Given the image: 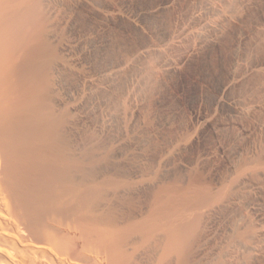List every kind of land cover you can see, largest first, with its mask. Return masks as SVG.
Masks as SVG:
<instances>
[{
    "label": "bare ground",
    "instance_id": "6f19581e",
    "mask_svg": "<svg viewBox=\"0 0 264 264\" xmlns=\"http://www.w3.org/2000/svg\"><path fill=\"white\" fill-rule=\"evenodd\" d=\"M123 1L0 0V264H264V0ZM233 26L185 120L171 76Z\"/></svg>",
    "mask_w": 264,
    "mask_h": 264
},
{
    "label": "rangeland",
    "instance_id": "374dc122",
    "mask_svg": "<svg viewBox=\"0 0 264 264\" xmlns=\"http://www.w3.org/2000/svg\"><path fill=\"white\" fill-rule=\"evenodd\" d=\"M129 1L127 2L129 5L130 4L134 5L133 8H136L135 6L138 5L137 6V8H138V7L147 6V5L154 3L158 0H129ZM117 2L119 4L124 3L123 0H120V1L117 0ZM130 7H132V6L130 5ZM261 7H260L261 10L259 9L260 11L257 9H253V11L250 13V15L245 19V22H244L245 25L250 26V24H251L250 22H252L254 20V18L256 19L257 15H259L263 11L264 6L262 5ZM84 11L85 10H83V13L81 14L82 16L79 17L78 22H76L77 28L80 29V27H81L82 28L81 30H83L84 28L92 27L95 24V22L97 21L96 18H95L96 19V21H95V19L90 20V19H87L85 16H83ZM258 12H260V13L258 14ZM150 19L151 18H148V21H152V22L157 21V18L152 17V20H150ZM122 21H125V22H122ZM122 21H121V24L124 27L129 26L128 20H122ZM237 26H239V25L237 24ZM237 26H235V28H237ZM232 30H233V31H231L232 34L230 33V36L228 35L227 38L223 41L224 45L222 44L220 47H217V49L211 48V51L209 50V51L205 52L203 55H201L200 57H197L196 59H194V61H192L190 64H188L186 66V68L184 69L183 79H179L177 76H175L177 78H175L173 76L174 79H172V76H171L172 81L170 79V87L168 88L169 90L167 92L168 93V99L170 102L168 105L172 106V105L176 104L175 106L179 107L180 112L182 111L181 113L183 114L185 120L186 119L189 120L190 115H191V110L194 107L197 110H200V109L204 110V108H207L210 105L209 103H211L213 96H215L218 84L220 83V81L222 79H224V77L228 73V71H227L229 69L228 66L230 65V62H231L230 58H232L231 57L232 50H231L230 44H231L232 38L235 35L233 33L234 32V26H233ZM136 37H138V35L136 33L133 35V33H132V36H130L131 39L129 38V40L133 41V40L139 38V37L138 38H136ZM96 53L97 52H95L94 55H90V57L91 58H94V57L97 58L98 56L96 55ZM261 53L264 54L263 51ZM262 54H260V55L262 56ZM203 99H204V101H203ZM165 108L163 109V111L161 110L162 111L161 113H164L168 109V107H165ZM202 110H200V111H202ZM199 131H200V142H196V144L194 146H192V148L189 151H187L188 153L184 155V156L187 155L186 156L187 158H192L198 152L205 150L206 147H210V145L212 146L213 141H214V137H215L214 142H216L218 140V137L215 134H212V132L210 130L202 131L200 128L197 130V132H199ZM195 134H197V133H195ZM195 134H194V137L196 136ZM230 135L231 134H229V136ZM198 136H199V133H198ZM229 136H228V138H229ZM216 160H218V159H216ZM212 161H213V159H210V161L208 160V162H206L204 166H202V167L200 166V167L196 168V173H197V170L199 169L197 174H199V172L201 174L203 172H205L204 174H206V173L209 174L208 171H210L211 166L215 162V161H213V162ZM204 174H202V178L204 176L206 177V175H204ZM207 177H208V175H207ZM262 261L264 262V258L261 260V262Z\"/></svg>",
    "mask_w": 264,
    "mask_h": 264
}]
</instances>
